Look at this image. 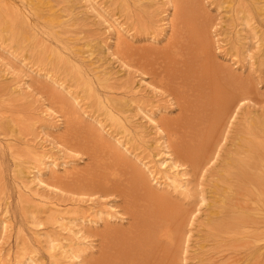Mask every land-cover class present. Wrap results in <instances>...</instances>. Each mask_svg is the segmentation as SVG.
Returning a JSON list of instances; mask_svg holds the SVG:
<instances>
[{
	"label": "bare ground",
	"instance_id": "1",
	"mask_svg": "<svg viewBox=\"0 0 264 264\" xmlns=\"http://www.w3.org/2000/svg\"><path fill=\"white\" fill-rule=\"evenodd\" d=\"M80 1L66 0L67 6L63 10L61 7L51 4V0H0V51H3L12 60L27 66L23 51L17 50L11 45L8 46L3 41L10 38L22 47H25L27 42H32L34 46L39 44L40 49L46 48L43 43L48 45L57 61L65 62L74 68L79 83L94 97L95 102L102 110V116H100L84 109L82 112L77 109H68L70 106L67 108V103L60 99L57 100L58 110L44 101L39 102L38 105H32L38 98H32L31 102L27 98L32 97L31 95L36 92V89L21 75H18L20 80H16L15 86H13L14 90L23 92V95L19 94L20 99H27L31 103L18 112L23 116L25 115L22 111L29 114L26 119L22 118V120L24 122L27 120L28 126H31L35 133L31 138H24L23 135L17 137L25 146L22 149L15 145L10 146L7 142V146L1 143L0 148L9 147L12 154L14 152V183L21 206H32L39 211H48L53 229L46 233L44 241L50 260L53 264H60V262L85 264L83 253L88 247L84 244L88 241L82 232L81 225L97 224L102 220H119L116 207L109 202L111 199L106 201V206H103L105 203L100 206L101 200L95 199L94 193L95 190H98L104 194L115 192L121 196L126 210L136 220L138 238L136 239V235L132 237L138 241L133 240L132 243L136 242L135 246L131 245L134 250L133 261L137 260L138 264H177L178 262L174 259L177 253L175 248L177 241L181 240L182 257L178 264H186V256L183 257V254L188 252L192 227H194L195 219L200 217L201 206L206 203L210 208L204 215L205 217L199 221L197 226L200 228L206 229L205 226L212 219V215L219 213L217 206L213 207L214 204L208 202L204 189L198 193V206L185 216L189 229H185L184 222L181 221L175 210L148 209L146 205L139 206L138 202L149 194L151 195V191L154 192V190L159 191L158 193L165 198L171 193L184 199L191 198L193 194L190 192L189 175L182 161H188V164L200 168V170L204 168L206 170L220 156L221 147L233 138L232 140L236 141L234 154L233 156L228 155L224 160L225 167L223 166V168L225 170L218 176V178L227 181L228 186L217 192L221 195L219 194L213 200L224 201L223 193L229 190L232 193L227 202H230L229 207L235 213L230 212L231 220L218 223L219 232L222 231L221 233L228 237L218 236L219 234L218 238L216 236L218 250L215 253L221 257L214 260L212 264H264V151H259L261 149L259 134L264 135V120L248 121V117L243 116L246 122V132L242 137L233 136L229 130L233 121L232 117H236L237 109L245 105L244 102L249 96L244 89L238 88L236 85H234V89L239 92L232 93L228 90L222 92L221 77L216 70H213V67V69L209 68L212 59L214 60V49L212 43L204 35L202 19H195L190 24L189 17L181 15L182 12L186 13L187 9H179L177 0H158L167 4V8L172 11L166 12L167 8L161 11V13L164 11V14L161 18L160 32L158 31L159 36L166 37L167 31L173 30L175 27L177 30L175 29L176 32L174 31L175 33L173 32L169 39L173 45L172 48L170 47L171 49H168L166 56L159 57L157 59L160 60L154 62L143 58L137 59L135 63L139 66L140 73L144 76L147 74L152 76L150 82L146 81L144 76H139V84L147 83L148 86H143L155 95H159L161 88L158 84L167 85L171 80L170 75L181 78L184 83L193 79L191 90H188L190 91L189 99L187 98V106L193 113L190 118L188 117L185 127L176 123L180 118L175 119L176 122L167 120L165 116L159 120L156 119L154 116L161 109L160 107L150 110L144 105L143 100H136L135 109L151 126L154 135L157 136L155 138L149 136V131L146 132L137 126L132 115L128 113L129 101L135 100L134 98L131 100L132 97L145 96L139 86V89L134 88V91L133 89L125 91L123 99L114 98L111 95L113 87L109 84L110 71H106V68L100 70V66L91 65L94 62L93 57L98 58L93 55L94 38L86 39L88 35H85L81 42L64 29V26L71 27L75 24V20L72 18ZM83 1L86 12L97 15L101 24H105L107 28H111L115 32V46L118 48V52L124 56L123 58L116 55L120 65L127 69L133 68V65L128 63L125 58L127 54L125 50L129 48L127 38V35H130L129 29L113 14H110L113 20L109 21L106 15L100 13L98 9L108 14L99 0ZM121 1L123 2V0ZM124 2L126 3V0ZM124 2L123 6H125ZM227 2L230 10H234V1L227 0ZM249 3L258 16L263 17L264 20V0H249ZM137 4H141L142 10H140L146 12L142 1ZM149 4L152 3L149 1ZM131 6H135V3L133 2ZM79 13L80 11L76 12L75 16H79ZM143 23L145 22L143 21ZM215 36V41L220 48L223 39L219 37L217 31H215ZM84 39L86 40L84 41ZM107 49H110L109 45H107ZM239 53H244L245 62L250 67L254 66L256 59L247 48L240 46ZM86 56L87 60L91 59V63L87 62ZM11 59L0 55V69H2L0 77L6 78L18 73L17 68L11 63ZM236 62L234 61V63ZM199 66L201 69L197 70L196 67ZM27 67L30 68V66ZM38 74L51 84L66 89V85L52 77L48 71ZM67 92L71 97L72 107H80L79 96L70 91ZM177 92L180 95L187 94L183 87ZM129 96H131L130 100L127 99ZM208 105L213 108L209 107L210 110H207ZM84 116L88 117L90 122H85ZM46 118L53 119L57 123L65 122L68 126L66 131H69L67 134L69 136L64 139L52 138L44 131V126L47 123L45 122ZM0 125L7 127L10 131L15 130V124L6 114L0 113ZM179 125L184 129L188 128V130L181 132ZM184 136H186V141L182 138ZM171 143L178 144L176 154ZM97 147L102 151L99 152L100 159L96 153ZM154 148L156 151H153ZM81 152L83 156H96L88 157L90 161L80 169L77 165H73V161L69 158L72 154L80 153L81 155ZM95 160L99 163H95ZM58 167L65 170L63 174L55 172ZM47 170H50L51 173L49 179L45 177ZM224 173L226 178L223 177ZM150 178L154 183H151ZM0 187H2L1 184ZM211 188L214 190L212 196L215 197L216 188ZM66 190L71 193L79 192L76 195L80 197L75 198V203L65 205L61 200L57 202V200H53L54 198L46 195L48 191L60 194L65 193ZM2 191L0 188V194L3 193ZM43 191H47V193L45 194ZM234 199L236 202H233ZM81 203H85L86 207L83 208ZM223 217L226 219L227 213H224ZM4 222V219H0V229L7 227ZM143 225L146 226L145 230L140 228ZM178 231H183L182 237L179 236ZM143 234L144 237H142ZM139 238L145 241L144 244L139 243ZM198 245V249L207 247L204 241ZM137 247L141 249L140 252H137ZM243 248H247L245 252ZM208 249L210 248L208 247ZM208 249L203 250L202 256L209 252ZM122 250L126 255L127 251L124 249H121L119 253ZM112 255L116 264L125 262V260L119 261L121 257L118 254ZM5 260L6 258H3L0 253V264H6L7 260ZM203 261H206V257H203ZM239 261L240 263H238ZM208 263L209 261L205 262V264ZM14 264L43 263L38 260L36 255L26 253Z\"/></svg>",
	"mask_w": 264,
	"mask_h": 264
},
{
	"label": "rangeland",
	"instance_id": "2",
	"mask_svg": "<svg viewBox=\"0 0 264 264\" xmlns=\"http://www.w3.org/2000/svg\"><path fill=\"white\" fill-rule=\"evenodd\" d=\"M139 1H142V4L145 5L146 12L141 11V4H137ZM149 1L152 4H149ZM233 1L234 10H230L231 8H229L227 0H177V6L179 9H187L186 13L181 10L183 13L181 15L186 18L189 17L190 24H192L195 19H202L205 29L204 35L208 41L212 43V48L214 49V60L212 59L209 68L213 67L214 69H212L216 70L221 77L220 82L222 84H220V87L222 92L228 90V92L231 91L232 93H237L239 91L234 89V85H236L238 88L241 87L244 89L249 96L244 102L245 105L239 108L237 115H235V119H232L233 121L231 122L232 124L229 129L231 130V133H233V136L242 137L246 132V122L243 116L248 117V121L264 120V20L263 17L258 16V13L250 5L249 0ZM99 2L102 3L105 8L104 10L108 12L109 15L98 9L100 13L106 15V18H108L109 21L113 20L110 15L113 14L114 17H118L121 22L124 23V26L129 29L130 35H127L129 48L125 50L127 52L125 58L128 63L133 65V68L131 67L127 69L120 65L116 55L120 57L122 56L123 58L124 56L118 52V48L115 46V32L111 28H107L105 24H101L97 15L91 12H86V7L84 6L85 2L83 0L79 2V5L76 7L77 10H75V13L73 14L72 19L75 20V24L71 27L64 26V29L68 30L71 36L76 37L81 42H83L82 38L85 35H88L86 39L94 38L92 44V48L94 49L93 55L98 58L93 57L94 62H92L91 59L87 60L86 56V60L88 63L92 62V66H100V70L106 68V71H110L111 78L109 84L113 87L111 95L114 98L123 99L125 91L127 92L129 89H133L134 91L136 88L141 89L140 91L145 95L144 97L138 98L135 96L132 97V99L131 96L127 97L128 100L135 99L134 101H129L130 105L128 106V113L132 115L134 123H136L137 126L143 128L146 132L149 131V136L155 137L156 135H154L153 129H151L148 122L136 111L135 102L138 99L141 101L143 100L144 105L150 108V110L156 109L157 107L161 108V111H157L154 116L156 119L159 120L162 116H165L167 120L172 121L180 118L178 121L175 120V122L177 121L176 123L182 124L186 127L187 119L188 117L190 118L191 113H193L190 110V107L188 108L187 106V98L189 97L188 93L190 92L188 90H191V82L193 79L184 83L181 78L175 75H170L171 80L167 85L158 84L161 88L160 96L155 95L145 87L147 83L139 84V76L141 77L144 75L140 73V69H138L139 66L135 63L137 62V59L141 58L149 62L158 61L160 59L157 58L166 56L168 49L170 47L172 48L173 42L169 41V39L172 37V33L174 31L176 32V27L173 30H168L167 28L168 33L166 37L161 38L159 36V28L162 23L161 18L164 14V11L162 13L161 11L168 7L167 4L158 0H126V3L123 0L125 6H123L121 0H99ZM133 2L135 3V6H131ZM51 4H54L59 8L61 7L63 10L64 7L67 6L66 0H51ZM78 11H80L79 16H75ZM166 12L170 13L172 11L167 8ZM143 21L145 23H143ZM239 30L240 32L238 33ZM215 31H217L219 37L223 39L220 48H218V44L215 41ZM152 37H154V39H152ZM86 39H84V41ZM3 42L8 46H13L17 50H22L26 56L27 66H30V68L12 60L3 51H0L2 57L12 60L11 63L14 64L18 72L17 74L15 73L14 76H8L6 78L0 77V113L10 116L11 122L15 124L14 131H10L7 127L0 125V145L2 143L7 146V142L10 146L15 145V147L22 149L25 146L17 137L23 135L24 138H31L34 136L35 132L32 131L31 126H28L27 120H25V122L22 120V118L26 119V116L29 114L24 111H22V113L25 116L19 114L20 110H22L27 104H31L28 100L30 99L31 102L32 98H38L35 99L36 102H33L32 105H38L39 102L44 101L58 110L59 104L57 100L60 99L67 103V108L70 106L68 109H77L81 112L84 109L88 112H95V114L102 116L100 106L95 102L94 97L91 96V94L88 93V91L79 83L74 68L65 62L57 61L48 45H44L43 43V46H46V48L40 49L38 47L39 44L34 46L32 45V42H27L25 47L20 46L19 43L10 38H6ZM107 45L110 46V49H107ZM240 46L247 48L249 52L254 55L256 59L254 66L250 67V65L245 62L244 53H239ZM234 61L237 62L234 63ZM196 68L197 70L201 69L200 66ZM43 71H48L52 77L62 82V84H65L66 89L60 88L57 85L55 86L46 81L43 76L38 74ZM1 73L2 69H0V74ZM18 75L23 76V78L34 89H36V92L31 95L32 97L27 98L28 100L20 99L19 94L21 93L23 95V92L13 89L15 81L18 79L20 80ZM144 77L146 78V81H152V76L150 74H147ZM181 87L187 92L186 95L178 94L177 91ZM67 91L79 96V99H81L80 107H72L71 97ZM107 94H109V92H107ZM210 105L206 107L207 110L213 108V106ZM83 120L85 122H90V119L86 116L83 117ZM45 122L47 123L44 126V131L50 134L52 138L64 139L69 136L67 135L69 131H66L68 126H66L67 124H65V122L57 123L49 118H46ZM73 126L74 125L72 124V127ZM179 126L181 132L188 130V128L184 129L181 125ZM259 136V140H261V149L259 151L263 152L264 135L260 133ZM182 138L186 141V136ZM232 139L227 141V145L225 144V146L223 145L221 147L220 156L214 160L206 170L205 168L200 170V168L198 169L197 167L188 164V161H182L189 175L191 187L190 192L193 194L191 198L184 199L173 193L165 198L158 193L159 191L154 190V192L151 191V195L149 194L145 199L139 200L138 202L139 206L143 205L144 207V205H146L148 206V209L153 208V210L161 209L165 211L175 210L178 217L184 222L185 229H189L186 225L185 216L188 212L198 206V193H200L201 189H204L208 202L214 204L213 207L217 206L219 213L214 216L212 215V219L208 222L207 226H205L206 229L200 228L197 225L199 221L205 217L204 215H206L210 208L206 203L201 206L200 217L199 219H195L194 227H192V238L190 240L188 252L183 254V257L186 256V264H205V262L208 261V264H212L214 260H218L221 257L217 256L219 254L216 255L215 253L216 250H218L216 240L218 236L228 237V235L221 233L222 231L219 232L218 228L221 221L229 220L231 213H235L234 210L229 207L230 202H227V200L231 198L230 195L232 192L230 193L229 190L224 191V201H214L213 198L215 199L219 194L221 195V193L217 192H220L223 187L227 188L228 186V184H226L227 181L218 178V176L220 172L225 170L223 168L224 160L227 159L228 155L233 156L234 154V143H236V141L235 139ZM177 145L178 144L171 145L175 154ZM97 150L96 153L98 154V159H100L99 155L101 154L99 152L102 151H100L99 147H97ZM153 151H156V148H154ZM72 156L69 158L73 161L72 164L77 165V167L81 169L85 167L88 161H90L89 158L95 157L96 155L83 156V153L81 152V155L78 153L72 154ZM14 161V152L12 154L9 147H4L3 149L0 148V184L2 186L0 188L3 190V193L0 194V219H4V225L6 224L7 226L5 229H0V253L3 255V258H6V264H14L26 253L36 255L38 260L43 264H53L48 256V249L44 241L46 233L51 232L53 229V225H51L52 221L49 219L48 211H39L32 206H21L17 195V187L14 183ZM94 162L99 163L96 160ZM64 171L63 168L58 167L55 172L63 174ZM224 175L223 177L226 178V175ZM45 177L48 179L51 177L50 170L46 171ZM151 183H154L152 179ZM211 187L216 188L214 194L215 197L212 196L214 190ZM43 192L45 194L47 193V191ZM49 192L50 191L46 194L47 196L54 198L53 200H57V202H60L61 200L65 205L72 204L73 202L75 203V198L80 197L79 195H76L79 194V192L75 193L73 191V193H71L69 190L60 194ZM94 196L96 200H101V203L98 202L100 203V206L102 203H105L103 206H106V201L111 199L109 202L113 203L116 207L119 220H102L97 224L81 225L82 232H84L86 240L88 241L84 244L88 247L83 253L84 262L87 264H95V262L96 264H116L112 254H118L119 257H121L119 260L120 262L125 260L123 263L119 262L120 264H138L137 260L133 261L134 257L132 255L134 254V250L131 246L132 244L135 246V243L138 241L136 240L138 238L136 220L133 215L126 210L125 205L122 202V197L118 196L115 192H107L104 194L102 191L98 190H95ZM233 202H236L235 199ZM81 205L83 208L86 207L85 203H81ZM224 213H227L226 219H223ZM140 228L145 230L146 226L143 225V227L141 226ZM178 234L182 237L183 231H178ZM132 236H135L136 239H133ZM142 237H144V234ZM133 240L136 242L132 243ZM139 240L140 244H144V240L142 241L140 238ZM201 241H204L207 245L204 249H198V244L201 243ZM181 244L182 241L178 240L175 248L177 253L175 254L174 259L178 263L181 262L180 260L182 257L180 248ZM208 247L210 249H208ZM206 248L209 252L207 251L208 253L202 256L203 250ZM121 249H124V251L126 250L127 254L125 255L123 250V253H119ZM246 249L247 248H243L244 252ZM129 251L132 253H130L131 255L129 254ZM140 251L141 249L137 247V252ZM239 254V256H241V253ZM203 257H206L205 262L203 261ZM238 263H240V261ZM60 264L64 263L60 262Z\"/></svg>",
	"mask_w": 264,
	"mask_h": 264
},
{
	"label": "snow or ice",
	"instance_id": "3",
	"mask_svg": "<svg viewBox=\"0 0 264 264\" xmlns=\"http://www.w3.org/2000/svg\"><path fill=\"white\" fill-rule=\"evenodd\" d=\"M237 111H239V109H237ZM232 119L234 120V119H235V117L233 116V117H232Z\"/></svg>",
	"mask_w": 264,
	"mask_h": 264
}]
</instances>
